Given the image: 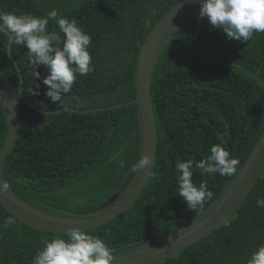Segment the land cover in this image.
I'll return each mask as SVG.
<instances>
[{
    "label": "trees",
    "instance_id": "obj_1",
    "mask_svg": "<svg viewBox=\"0 0 264 264\" xmlns=\"http://www.w3.org/2000/svg\"><path fill=\"white\" fill-rule=\"evenodd\" d=\"M180 1L0 0L3 12L46 16L56 9L76 19L92 37L94 66V71L77 77L60 104H49L48 86L43 84L46 67L36 69V79L27 48L12 43L8 52L9 39L0 33V67L15 87L20 81L15 63L20 67L28 100L21 101V129L3 167L2 178L11 184L8 196L12 193L46 213L75 218L104 213L127 195L142 174L131 167L147 153L145 121L138 103L111 106L138 96L141 46L155 23ZM198 13L169 33L156 60L151 94L158 149L147 185L123 212L85 230L103 239L115 257L161 242L212 209L264 134V33L254 34L246 44L228 40L207 18L198 19ZM48 30L59 32L54 21ZM66 107L85 111H57ZM10 124L9 110L0 98V152ZM213 145L239 158L237 173L228 177L195 171L193 183L206 181L214 195L203 209L192 211L179 196L175 165L204 159ZM93 189L100 193L94 195ZM77 192L81 197L73 198ZM261 198L264 168L226 222L206 238L150 264H247L251 253L264 244V208L256 205ZM9 217L14 223L5 226ZM56 237L66 239L67 233L30 227L0 203V264H32L46 241Z\"/></svg>",
    "mask_w": 264,
    "mask_h": 264
},
{
    "label": "clouds",
    "instance_id": "obj_2",
    "mask_svg": "<svg viewBox=\"0 0 264 264\" xmlns=\"http://www.w3.org/2000/svg\"><path fill=\"white\" fill-rule=\"evenodd\" d=\"M199 4L197 18H207L212 28L221 30L228 40L246 44L254 34L264 33V0H199ZM50 21L58 25L59 32L48 30ZM0 33L6 35L10 43L27 48V58L35 69L36 79L40 78L36 69L40 65L46 67L48 74L43 84L48 86L46 96L53 102L60 104L64 94L71 92L78 76L94 71L89 52L92 37L78 26L76 19L61 16L56 9L46 16L0 11ZM210 153L198 162L189 159L175 165L179 196L192 211L198 207L203 209L205 202L214 195L206 181L199 185L193 183L195 171L201 175L219 173L228 177L237 173L239 158L232 156L225 147L213 145ZM150 163L151 155H142L131 171L145 174ZM10 189L11 184L0 177V194ZM256 205L264 208V198L257 199ZM77 217L91 219L95 216ZM12 223L14 220L9 217L5 226ZM32 264H115V256L114 249L99 236L73 227L67 231L66 239L56 237L46 241L44 248L33 257ZM247 264H264V244L251 253Z\"/></svg>",
    "mask_w": 264,
    "mask_h": 264
},
{
    "label": "water",
    "instance_id": "obj_3",
    "mask_svg": "<svg viewBox=\"0 0 264 264\" xmlns=\"http://www.w3.org/2000/svg\"><path fill=\"white\" fill-rule=\"evenodd\" d=\"M200 6L199 0H182L168 9L162 17L155 23L148 35L146 36L137 59L136 77L138 96L130 101L112 105L111 107H120L124 105L138 103L140 117L145 121L147 149L146 155H151L152 163L149 164L147 172L140 175L133 188L119 202L113 205L104 213L91 219L79 222L52 223L33 217L26 211L22 210L7 193L0 194V203L15 218L19 219L26 225L39 230L50 232H65L76 227L81 230H88L100 226L101 224L113 219L123 212L133 201L142 193L147 185L156 164V155L158 149L157 124L154 105L151 94V82L153 78L154 67L162 45L167 40L168 35L177 23V19L187 10ZM8 41V52L11 48ZM19 74V84L15 87L8 75L0 67V82L7 91L12 102V117L9 128V135L5 145L0 152V177H2L3 167L7 157L11 153L21 129V101L28 102L22 92L24 78L20 67L15 63ZM49 104L53 101H49ZM34 108L40 110L37 106L30 103ZM99 107V109L111 108ZM73 110L84 112L85 110L66 107L57 111ZM94 110V109H92ZM54 111V112H57ZM154 165V167H153ZM264 168V134L255 147L245 166L241 169L234 182L226 190L218 203L210 210H207L198 220L192 222L183 230L169 235L167 239L147 247L144 251L137 254L129 255L123 258H115V264H150L163 260L177 254L181 250L192 244L206 238L224 222H226L240 206L258 175Z\"/></svg>",
    "mask_w": 264,
    "mask_h": 264
},
{
    "label": "rangeland",
    "instance_id": "obj_4",
    "mask_svg": "<svg viewBox=\"0 0 264 264\" xmlns=\"http://www.w3.org/2000/svg\"><path fill=\"white\" fill-rule=\"evenodd\" d=\"M199 7L200 6L193 7L188 12H186L181 17V19L178 20L177 23L173 26V28L171 29L170 33H172L173 31H175L176 26H179L183 20H187V19L191 18L192 15L198 13L199 12ZM0 98L4 102V104L6 105L7 109L9 110L10 117H12V102H11V99H10L7 91L5 90V88L3 87V85L1 84V82H0ZM144 128L146 129L145 124H144ZM145 135H146V133H145ZM146 140H147V136H146ZM145 153H146V148H145ZM90 191H92V193L94 195L96 193H100V191L97 190V189H93V190H90ZM112 194H113V192H110V194L107 196V198L108 197H111ZM121 195H122V193H121ZM9 196L14 201V203L17 204L22 210L26 211L28 214H30L33 217L38 218L40 220H44V221H48V222H52V223H68V222L70 223V222L84 221L85 219H87L86 217H85V219L78 218V217H75V218H70V217L62 218V217L57 216V214L56 215H53V214H50L49 212H47L48 213L47 214L41 208L33 207L31 205H28V204L24 203L21 199H19L17 196H15L12 193H9ZM76 196L81 197V195L79 194V192H77L75 195H73V198H75ZM120 198H118V199H120ZM99 214H101V213H94L93 212V214H91V216H97ZM153 244L154 243H148V244L142 245V246H140L138 248L130 249L129 251L126 252V254L124 255V257L129 256V255H133V254H137V253H139L141 251H144L145 250V246L146 247H149V246H152ZM121 258H123V257H121Z\"/></svg>",
    "mask_w": 264,
    "mask_h": 264
},
{
    "label": "flooded vegetation",
    "instance_id": "obj_5",
    "mask_svg": "<svg viewBox=\"0 0 264 264\" xmlns=\"http://www.w3.org/2000/svg\"><path fill=\"white\" fill-rule=\"evenodd\" d=\"M78 218H79V217H78ZM83 219H85V218H83ZM144 245H145V244H144ZM146 248H147V247L145 246V249H146ZM124 255H125V254L120 255V256H116L115 258L118 259V258L124 257Z\"/></svg>",
    "mask_w": 264,
    "mask_h": 264
}]
</instances>
